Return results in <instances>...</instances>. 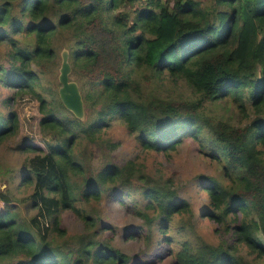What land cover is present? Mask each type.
Wrapping results in <instances>:
<instances>
[{
	"label": "trees",
	"instance_id": "obj_1",
	"mask_svg": "<svg viewBox=\"0 0 264 264\" xmlns=\"http://www.w3.org/2000/svg\"><path fill=\"white\" fill-rule=\"evenodd\" d=\"M64 50L84 121L59 97ZM182 85L191 93L175 90ZM6 91L0 147L21 134L18 100L38 107L40 146L17 147L32 155L18 175L27 196L0 191V264H149L164 260L159 251L175 264H264V0H0ZM115 124L146 152H176L193 140L215 170L195 181L205 201L134 161L95 172L86 148H100ZM106 199L140 220L139 236L128 239L144 243L141 254L104 240L115 230L76 206ZM66 210L86 233L66 237ZM205 221L216 225L218 243L197 234Z\"/></svg>",
	"mask_w": 264,
	"mask_h": 264
},
{
	"label": "rangeland",
	"instance_id": "obj_2",
	"mask_svg": "<svg viewBox=\"0 0 264 264\" xmlns=\"http://www.w3.org/2000/svg\"><path fill=\"white\" fill-rule=\"evenodd\" d=\"M204 1V0H202ZM62 60L60 59V64ZM59 72L55 75V81H58ZM60 85V84H59ZM184 86V85H182ZM176 87L175 90H181L185 95L191 93L188 87ZM11 91L0 92V110L4 113L10 111L3 105V100L10 97ZM30 98V97H28ZM31 99V98H30ZM19 105V114L22 124L21 134L13 138L7 145L0 147V191L8 196L24 198L27 191L20 187V170L25 161L32 155L19 151L17 147L23 141L32 140L33 144L40 146V137L38 136V107L29 102L26 105L23 100L17 101ZM224 113L225 111L222 110ZM104 143L100 148H86L87 152L94 151L92 155L87 154V158L92 161L93 170L98 172L106 163L112 162L124 165L129 161L137 162L153 174L162 177H174L178 185L183 189V195H187L193 202L201 203L205 199L200 198L195 192L200 189L196 187V180L202 174L214 175L215 170L206 158L199 153L197 145L191 139H186L176 152L168 154H158L146 152L141 149L136 137L127 132L120 124H115L105 134ZM116 145L113 150L111 145ZM9 169H14L15 173H10ZM16 212L23 210V215H35L36 208L32 209L29 204L20 206L16 204ZM129 205V204H128ZM88 214H99L101 222L99 227H111L114 232L103 231L104 240H108L113 246L129 256L141 254L144 248L142 241H132L129 234L137 237L136 233L141 222L131 214L130 209L120 205L114 199H106L102 203H91L89 205L76 204ZM50 222V221H49ZM60 228L65 231L66 237L81 235L86 233L84 222L72 210L63 211L60 215ZM216 225L211 221L197 224V234L210 243H218L219 236L215 232ZM131 230V231H130ZM158 249V248H157ZM164 260H155L149 264H175L174 259L167 256L165 252L159 251ZM141 259V258H140ZM133 260V258H132ZM142 261H151L144 258ZM134 262V261H132Z\"/></svg>",
	"mask_w": 264,
	"mask_h": 264
},
{
	"label": "water",
	"instance_id": "obj_3",
	"mask_svg": "<svg viewBox=\"0 0 264 264\" xmlns=\"http://www.w3.org/2000/svg\"><path fill=\"white\" fill-rule=\"evenodd\" d=\"M61 60L58 76L60 100L65 108L73 113L78 120L84 121L86 118L85 104L79 84L72 79V67L67 50L62 52Z\"/></svg>",
	"mask_w": 264,
	"mask_h": 264
}]
</instances>
